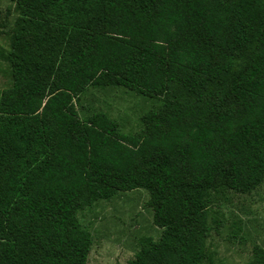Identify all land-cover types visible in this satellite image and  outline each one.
<instances>
[{
  "label": "trees",
  "instance_id": "obj_1",
  "mask_svg": "<svg viewBox=\"0 0 264 264\" xmlns=\"http://www.w3.org/2000/svg\"><path fill=\"white\" fill-rule=\"evenodd\" d=\"M10 1L0 264H87L79 212L139 189L161 236L127 264H206L209 194L264 181V0ZM109 87L159 103L138 134L79 118Z\"/></svg>",
  "mask_w": 264,
  "mask_h": 264
},
{
  "label": "rangeland",
  "instance_id": "obj_2",
  "mask_svg": "<svg viewBox=\"0 0 264 264\" xmlns=\"http://www.w3.org/2000/svg\"><path fill=\"white\" fill-rule=\"evenodd\" d=\"M17 17L10 0H0V47H7V32ZM10 85L9 68L0 60V94ZM157 100L127 89L90 88L75 105L79 118L103 112L127 135L141 131V116L158 107ZM146 190L118 193L98 201L78 214L82 227L92 235L87 264H127L140 249L143 238L157 241L161 230L153 224ZM209 237L206 264H252L257 249H264V181L249 194L210 193Z\"/></svg>",
  "mask_w": 264,
  "mask_h": 264
}]
</instances>
